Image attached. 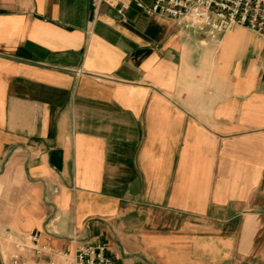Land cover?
I'll use <instances>...</instances> for the list:
<instances>
[{"label":"crops","instance_id":"crops-1","mask_svg":"<svg viewBox=\"0 0 264 264\" xmlns=\"http://www.w3.org/2000/svg\"><path fill=\"white\" fill-rule=\"evenodd\" d=\"M154 1L0 0V184L22 164L38 206L17 236L264 264V39L183 31Z\"/></svg>","mask_w":264,"mask_h":264},{"label":"built area","instance_id":"built-area-1","mask_svg":"<svg viewBox=\"0 0 264 264\" xmlns=\"http://www.w3.org/2000/svg\"><path fill=\"white\" fill-rule=\"evenodd\" d=\"M92 3L96 10L106 4L121 17L126 11V6L119 7L121 0H92ZM144 10L149 16L177 21L183 31L206 33L213 40L232 27L247 28L264 39V0H155ZM15 239L7 264H119L120 260L111 255L107 243L76 242L72 250L58 251L40 244L38 233ZM27 253L33 254V263L25 259Z\"/></svg>","mask_w":264,"mask_h":264},{"label":"rangeland","instance_id":"rangeland-1","mask_svg":"<svg viewBox=\"0 0 264 264\" xmlns=\"http://www.w3.org/2000/svg\"><path fill=\"white\" fill-rule=\"evenodd\" d=\"M6 169H1L3 173ZM34 191L25 181L22 164L12 170V174L0 184V264H7L8 253L16 242L17 235H21L19 226L25 221L22 211L28 208L37 209V203L32 199ZM154 232L158 229L154 228ZM13 231L14 233H10Z\"/></svg>","mask_w":264,"mask_h":264}]
</instances>
